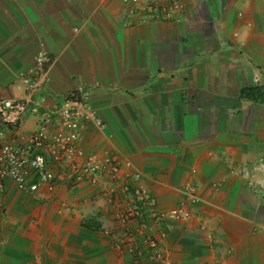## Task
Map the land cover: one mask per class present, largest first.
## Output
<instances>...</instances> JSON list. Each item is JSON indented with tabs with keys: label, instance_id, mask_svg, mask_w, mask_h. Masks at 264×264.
I'll list each match as a JSON object with an SVG mask.
<instances>
[{
	"label": "crops",
	"instance_id": "1",
	"mask_svg": "<svg viewBox=\"0 0 264 264\" xmlns=\"http://www.w3.org/2000/svg\"><path fill=\"white\" fill-rule=\"evenodd\" d=\"M183 3L176 21L133 23L121 0H0V93L21 96L16 74L43 53L45 105L80 88L101 119L83 155H121L159 209L195 186L190 218L165 225L171 264H264V100L247 96L264 86V0ZM22 119L2 142L25 141L36 120ZM66 180L32 194L3 181L0 264H148L133 262L107 184Z\"/></svg>",
	"mask_w": 264,
	"mask_h": 264
},
{
	"label": "built area",
	"instance_id": "2",
	"mask_svg": "<svg viewBox=\"0 0 264 264\" xmlns=\"http://www.w3.org/2000/svg\"><path fill=\"white\" fill-rule=\"evenodd\" d=\"M121 1L128 5L127 13H138L141 21L148 19L176 20L183 5L182 0ZM33 59L34 64L28 68V72L20 74L19 80L23 86L25 85L23 95L4 97L0 94V125L15 126L20 123L27 109L36 112L37 107L41 106L43 99L39 96V99L33 101L32 96L38 95L40 85L46 82L41 72L45 56L40 52ZM86 99V92L80 94L79 97L64 99L54 109L41 114L37 128L28 135L24 142L0 144V186L5 179H9L18 190L32 193L43 183L49 185L55 174L48 168L44 153H47L55 161L62 158L70 162L76 178L86 180L84 182H98L108 176L109 180L116 179L117 170L120 168L118 167L120 160L116 154L95 155L88 153L83 155V151L82 153L80 151L82 129L89 122H93L94 125L100 124L92 108L86 103ZM50 114L55 115L54 125H51V129H49L52 120ZM1 137L0 129V140ZM76 154L81 155V159L84 161L81 167L73 162ZM122 163L124 164L122 167H125L124 171L126 170L125 174H127L129 163L127 161ZM131 172L134 177H139L137 172ZM125 190L128 191L129 198L125 200L121 214L116 215L119 218L118 224L126 231L125 223L128 220L147 219L149 225H155L157 229L156 237H151L148 234L142 238L143 246H138L137 241H131L129 237L131 244L129 250L133 262H139V258L146 254L148 264H170L162 247V239L165 235L162 225L166 219L181 216L182 209L172 210L169 214L159 213L154 201L145 194L142 187L126 184ZM144 226L145 224L141 223L136 231L141 233L140 230Z\"/></svg>",
	"mask_w": 264,
	"mask_h": 264
},
{
	"label": "rangeland",
	"instance_id": "3",
	"mask_svg": "<svg viewBox=\"0 0 264 264\" xmlns=\"http://www.w3.org/2000/svg\"><path fill=\"white\" fill-rule=\"evenodd\" d=\"M184 10V3H183V7H182V11ZM181 11V12H182ZM131 16H129L128 19H131L130 22H133V23H136V22H142L141 19H140V16L138 13H133V14H130ZM159 21H165V20H159ZM16 78V77H15ZM14 78V82H13V86L14 85H18L19 88L22 89L23 92H25L24 88H25V85L24 87H22V85H20ZM33 101H35L36 99L32 98ZM45 102V101H44ZM43 102V105H45V103ZM46 106V105H45ZM52 107V105L50 106ZM40 110H38L39 112V115L42 114L44 111H43V107L39 108ZM88 126H92V127H95L93 122H89L85 128L82 129V131H84ZM80 147V151L82 153L83 149L82 147L79 145ZM95 154V153H93ZM77 156H74V161L75 163H77L80 167L82 166L83 164V159H81V155H78L76 154ZM97 155V154H95ZM117 157L119 158L120 160V163L118 165V170H117V174H116V179L115 180H109V176L107 178H102L100 181L98 182H89V184H107L105 186H103L104 188V192L105 193V196L106 198L108 196H110L111 198L109 200H111V205L109 204V208L108 211L110 213V215H112V218L116 221L119 220V218L116 216V215H120L121 212H122V208L124 206V203H125V200H127L129 198V194L127 193L128 191L125 190V185L127 184L128 186L130 185H134V186H140L142 187L144 190H145V194L148 195V191L146 189V187L142 184V179L141 177H134L133 173L131 172L130 168H128V173L125 174V171H124V168L125 167H122V165H124L122 162L123 161H127L125 158H123L121 155L119 154H116ZM53 161L54 160H51L50 159V162L48 163L49 166H52L53 164ZM58 162L63 163L67 166V170L69 169V174L67 177L65 176H61V175H56L55 179H54V182L57 181L58 179H64V178H67V183H71V184H77V183H80V182H84L86 180H83L82 178H76L73 170H72V164L68 161H66L65 159L63 160H56ZM128 162V161H127ZM55 163V162H54ZM125 163V162H124ZM66 166H62L64 169V171H66ZM131 168L133 169L132 165H130ZM134 170V169H133ZM67 173V172H65ZM108 173V172H107ZM107 176V175H106ZM60 177V178H59ZM107 179V180H105ZM88 182V181H87ZM109 183V184H108ZM106 190V191H105ZM181 192H182V202L171 207V208H168V209H159L156 205V203L154 204L155 207L157 208V212L159 213H164V214H169L172 210H177L179 208L182 209V215L179 216V217H172V218H169V219H166L165 222L168 223L170 221H184V220H187L190 218L191 216V208L195 205V203L198 201V196H197V193H196V188L194 185H190V184H185L182 189H181ZM108 194V196H107ZM141 196H142V193H141ZM106 207H108V205L106 204ZM106 207H103L106 209ZM121 209V211H120ZM116 226L119 228V226L116 224ZM164 243H166V235L164 236ZM163 247L165 248L164 244H163ZM166 250V248H165ZM166 254H167V251H165ZM168 256V254H167Z\"/></svg>",
	"mask_w": 264,
	"mask_h": 264
},
{
	"label": "clouds",
	"instance_id": "4",
	"mask_svg": "<svg viewBox=\"0 0 264 264\" xmlns=\"http://www.w3.org/2000/svg\"><path fill=\"white\" fill-rule=\"evenodd\" d=\"M122 2V1H121ZM123 3V2H122ZM124 4V3H123ZM182 4H183V0H182ZM124 5H126V4H124ZM128 5H126L125 7H127ZM182 7H183V5H182ZM126 9V8H125ZM183 12V11H182ZM182 12L179 14V16L177 17V18H180V16H181V14H182ZM126 13H127V11H126ZM127 15H130V14H128L127 13ZM177 20V19H176ZM176 20H165V21H176ZM145 21H159V20H145ZM142 22H144V21H142ZM36 55H34V57H35ZM45 56V55H44ZM33 57V58H34ZM47 62H48V59H47V57L45 56V61H43L42 62V66H41V72H42V69H44L45 68V66H46V64H47ZM34 64V59H32V62H31V64L26 68V69H23V70H21L20 72H18L17 74H16V78L15 79H17L16 81L20 84V85H22L21 84V82H20V80H19V78H20V74H24V73H27L28 72V68L29 67H31V65H33ZM43 73V72H42ZM42 76H44V74H42ZM45 78V80H46V82L45 83H42L41 85H40V90H39V92H38V95H33L32 96V98H34V99H39L40 97L43 99L42 100V102H41V106H39V107H37V109L38 110H40L39 108H41V107H43V113H45V112H47V111H49V110H51V109H54L56 106H58L59 105V103H61L64 99H66V98H68V97H79L80 96V94H82L83 92H86V94H87V104L92 108V106H91V104H90V101H89V99H88V93H87V91H80V88H77L75 91H73V92H71V93H68V94H64V95H55L54 96V101H55V103L52 105V107H50V106H45V105H43V102H44V97H46L47 95H48V89H47V85H48V79L46 78V77H44ZM261 84H259L258 86H260ZM14 86H16V85H14ZM18 86V85H17ZM22 87H24L23 85H22ZM23 91H22V95H23ZM1 94V93H0ZM2 95V94H1ZM21 95V96H22ZM2 96H4V95H2ZM11 96H15V95H7V96H4V97H11ZM40 96V97H39ZM15 97H20V96H15ZM56 99V100H55ZM33 100V99H32ZM38 110L36 111V112H32L31 110H29V109H27L26 110V112L25 113H27V112H30V113H32L33 114V116H35V120H36V123H35V128L32 130V131H34L36 128H37V126H38V124H39V121H40V119H41V114L39 115V112H38ZM92 110H93V112H94V115H95V117H97L98 118V120L100 121V124L99 125H94L95 127H101L102 126V123H101V119L99 118V116L97 115V113H96V111L92 108ZM42 113V114H43ZM25 115V114H24ZM50 116H51V118H52V120H51V123H50V126H49V129H51V127L54 125V121H53V119L55 118V115L54 114H50ZM23 118V117H22ZM22 120L23 119H21V121H20V123L22 122ZM20 123L19 124H17V125H15V126H12V125H0V129H1V131H2V133H3V128L4 127H7V126H10V127H19V125H20ZM52 125V126H51ZM17 127V128H18ZM31 131V132H32ZM30 132V133H31ZM83 132V131H82ZM29 133V134H30ZM28 137V136H27ZM27 139V138H26ZM25 139V140H26ZM1 143H11V142H2V137H1V140H0V144ZM11 144H16V143H11ZM44 156H45V159H46V162H47V165H48V168L50 169V167H49V162H50V159H51V157H49L48 155H47V153H44ZM51 160H53V159H51ZM61 160H63L62 158H61ZM53 162H58V161H53ZM129 163V162H128ZM131 164L129 163V168H130V170L131 171H134V172H137L138 174H139V177H141V175H140V173L138 172V171H136V170H133L132 168H131V166H130ZM51 170V169H50ZM126 171V170H125ZM55 177H56V174H55ZM55 179V178H54ZM54 179L51 181V183H53V181H54ZM7 180H9V179H7ZM105 180H107V179H105ZM10 181V180H9ZM11 182V181H10ZM3 183V182H2ZM12 183V182H11ZM49 185H51V184H49ZM1 187V186H0ZM16 188V187H15ZM39 188V187H38ZM17 189V188H16ZM18 190V189H17ZM19 191H22V190H19ZM37 191V190H36ZM24 192H26V191H24ZM35 192V191H34ZM34 192H32V193H34ZM27 193V192H26ZM32 193H29V194H32ZM148 195H149V197H151V199L154 201V203H155V200L153 199V197L149 194V192H148ZM147 219H141V220H133V221H136L137 222V226H136V228L135 229H129L128 228V226H127V222L125 223L126 224V227H127V230L125 231V229L122 227V226H120L118 223H117V225L119 226V230L121 231V233H123L125 236H126V239H127V241H129V237H130V239H131V241H134V242H136L137 241V238H139L140 236L143 238L144 236H146V235H150L151 237H156V236H153L152 234H150V233H148V232H146V227L147 228H149L148 226H144V228L143 229H141L140 231H141V233H138L137 231H136V229L140 226V224L141 223H143V224H145V222L144 221H146ZM128 221H130V220H128ZM148 224H150L149 222H148ZM167 223L165 222L163 225H162V227H163V229H164V232H165V225H166ZM123 228V229H122ZM157 230V229H156ZM126 232V233H125ZM128 232H129V234H128ZM120 237H124V236H120ZM121 238V239H122ZM126 239H124L123 240V243H124V241L126 240ZM142 240V239H141ZM162 247H163V244H162ZM164 248V247H163ZM165 250V249H164ZM128 252L130 253V250H129V248H128ZM131 254V253H130ZM146 255V254H145ZM132 256V255H131ZM147 256V255H146ZM169 258V257H168ZM170 261V260H169ZM146 263H147V260H146ZM171 264V263H170Z\"/></svg>",
	"mask_w": 264,
	"mask_h": 264
},
{
	"label": "trees",
	"instance_id": "5",
	"mask_svg": "<svg viewBox=\"0 0 264 264\" xmlns=\"http://www.w3.org/2000/svg\"><path fill=\"white\" fill-rule=\"evenodd\" d=\"M247 90L244 91V93ZM247 92L250 93V95H247L250 98H253L255 101L259 100L262 101L264 100V86H259L258 88H250ZM91 229H93V227H91Z\"/></svg>",
	"mask_w": 264,
	"mask_h": 264
}]
</instances>
